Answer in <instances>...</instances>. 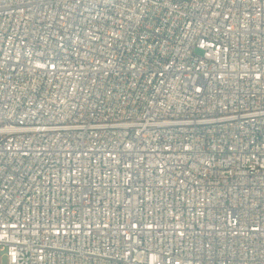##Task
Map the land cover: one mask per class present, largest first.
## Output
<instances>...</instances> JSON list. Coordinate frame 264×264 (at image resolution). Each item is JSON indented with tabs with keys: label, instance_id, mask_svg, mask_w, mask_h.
Listing matches in <instances>:
<instances>
[{
	"label": "built area",
	"instance_id": "built-area-1",
	"mask_svg": "<svg viewBox=\"0 0 264 264\" xmlns=\"http://www.w3.org/2000/svg\"><path fill=\"white\" fill-rule=\"evenodd\" d=\"M2 255L264 264V0H0Z\"/></svg>",
	"mask_w": 264,
	"mask_h": 264
},
{
	"label": "rangeland",
	"instance_id": "rangeland-1",
	"mask_svg": "<svg viewBox=\"0 0 264 264\" xmlns=\"http://www.w3.org/2000/svg\"><path fill=\"white\" fill-rule=\"evenodd\" d=\"M0 260H1V264H6V257H5V255H2Z\"/></svg>",
	"mask_w": 264,
	"mask_h": 264
}]
</instances>
